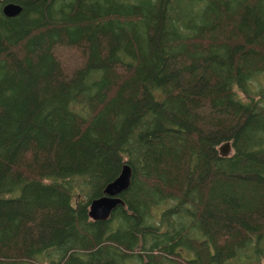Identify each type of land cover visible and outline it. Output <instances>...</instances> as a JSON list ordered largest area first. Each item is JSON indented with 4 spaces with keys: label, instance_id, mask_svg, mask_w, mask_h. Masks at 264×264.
<instances>
[{
    "label": "trees",
    "instance_id": "obj_1",
    "mask_svg": "<svg viewBox=\"0 0 264 264\" xmlns=\"http://www.w3.org/2000/svg\"><path fill=\"white\" fill-rule=\"evenodd\" d=\"M263 80L264 0H0V264H264Z\"/></svg>",
    "mask_w": 264,
    "mask_h": 264
},
{
    "label": "water",
    "instance_id": "obj_2",
    "mask_svg": "<svg viewBox=\"0 0 264 264\" xmlns=\"http://www.w3.org/2000/svg\"><path fill=\"white\" fill-rule=\"evenodd\" d=\"M21 11L22 8L14 3H7L2 8V14L9 18L19 15ZM131 177V168L124 165L119 176L104 187L103 196L90 202L88 217L91 221L105 222L118 206L123 205L121 195L129 188Z\"/></svg>",
    "mask_w": 264,
    "mask_h": 264
},
{
    "label": "rangeland",
    "instance_id": "obj_3",
    "mask_svg": "<svg viewBox=\"0 0 264 264\" xmlns=\"http://www.w3.org/2000/svg\"><path fill=\"white\" fill-rule=\"evenodd\" d=\"M220 149L222 150V153H225L226 155H230L231 154V151L229 149L226 151L222 146L220 147Z\"/></svg>",
    "mask_w": 264,
    "mask_h": 264
}]
</instances>
